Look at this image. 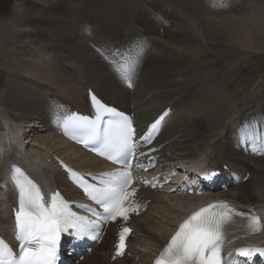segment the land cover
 Here are the masks:
<instances>
[{
  "label": "bare ground",
  "instance_id": "bare-ground-1",
  "mask_svg": "<svg viewBox=\"0 0 264 264\" xmlns=\"http://www.w3.org/2000/svg\"><path fill=\"white\" fill-rule=\"evenodd\" d=\"M20 2L13 20L2 24L18 47L7 52L9 76L0 90L1 235L10 237V205L15 196L6 174L11 164L26 167L46 191L59 189L71 201L78 191L65 179L55 158L80 171L107 167L57 135L54 128L59 109L69 111L68 106L74 105V110L86 112L89 89L108 104L134 113L142 131L171 107L157 142L163 146L158 153L162 162L186 170L185 174L221 170L227 181L230 178L238 186L232 183L227 192L202 197L147 191V199L152 200L148 214L132 223L133 259L112 263L102 256L109 235L99 255L89 256L83 264H151L194 210L218 198L264 217V151H254L238 140L246 122L264 123V98L232 104L221 91L236 88V80L223 88L218 76L198 74L201 68L215 66L202 65L212 56L245 59L248 54H264V0ZM83 4L108 21L78 10ZM101 52L133 61L129 79L121 81ZM127 80L134 81L132 91L126 88ZM256 243L264 245V233Z\"/></svg>",
  "mask_w": 264,
  "mask_h": 264
},
{
  "label": "snow or ice",
  "instance_id": "snow-or-ice-1",
  "mask_svg": "<svg viewBox=\"0 0 264 264\" xmlns=\"http://www.w3.org/2000/svg\"><path fill=\"white\" fill-rule=\"evenodd\" d=\"M114 66L116 72L127 79L129 72L134 68V62L126 59L124 63H116ZM92 99L97 107L96 118L90 120L77 114L66 116L63 119L65 134H68L69 128L84 130L86 139L83 143L86 147L89 141L98 142L103 149L100 154L114 151L116 156L109 155L108 158L122 162L120 158L126 159L135 148L131 121L128 117L116 113L114 109L100 104L95 97ZM102 113L120 117L116 122L108 121L103 135L99 127ZM161 120L163 116L151 126V131L157 129ZM239 131L242 141L250 144L254 151H264V123L246 122ZM145 139H150V134ZM72 175L77 176L76 173ZM105 175L110 176V179L102 180V187L87 186L83 184L82 177L77 176V179L89 197L103 208L104 219L115 220L118 216L127 219V213L135 210L125 206V202L133 194L126 190L131 183L130 174L117 172ZM11 178L18 190L15 237L20 245L16 253L0 239V264H57L62 234L69 233L76 238L90 235L85 218L75 216L58 192L52 194L50 202H46L40 187L19 167L13 166ZM236 217L246 220L245 227L249 233L259 232L264 227L259 217H248L224 202L209 204L192 213L180 224L155 264H223L222 249L230 242L229 233L236 225ZM129 231L128 228L121 231L116 255L123 254L125 236ZM91 238L96 239L94 235ZM236 251L245 257L252 253L264 254L262 249L240 248Z\"/></svg>",
  "mask_w": 264,
  "mask_h": 264
},
{
  "label": "rangeland",
  "instance_id": "rangeland-1",
  "mask_svg": "<svg viewBox=\"0 0 264 264\" xmlns=\"http://www.w3.org/2000/svg\"><path fill=\"white\" fill-rule=\"evenodd\" d=\"M19 2L20 0H0V25L2 24L8 25L10 21L13 20V16L15 15L16 11L18 10L17 12H19V7L21 6V2L20 3ZM241 3L239 5H241ZM90 9H92L90 6L83 4L79 7L78 10L82 11L83 13L90 14L92 17L97 18L98 20H101L104 22L108 21V19L105 16H103L101 12L93 11ZM53 11L58 12V9H54ZM56 25L58 28L64 29L67 32L72 33L68 27H64L59 23H56ZM6 34H7V31L3 28V25L0 26V36H1L0 37V44H1L0 45L1 46L0 47V77H3L2 78L3 81H1V85H0V90L4 84V81H6L7 77L9 76L8 74L9 72L7 70L9 68L8 67L6 68V66H10L11 64L10 63L8 64L9 60L7 58H9L10 55L7 56L8 55L7 52L13 53L12 50L18 47L15 44L13 45V43L9 40ZM243 54H248V52L246 53L244 52ZM212 57H209L207 59L208 63H204L202 65L207 66L209 64L210 65L212 64L215 66H213V68L208 67V66L205 69L201 68V72H198V74L202 76L204 75L203 73L207 72L205 73L206 76H209V75L212 77L218 76L217 82H220L221 80L220 83L223 88L225 85H227L230 82V80H233V79L236 80V88L230 91H221L223 96L228 97L229 99H232L230 103L235 102L236 104L240 106L242 102L243 103L253 102L255 101L256 98L257 100L264 98V54L257 55V56H252L248 54L244 56L245 59L242 56L231 57V56H226V54L219 55L216 57L212 56ZM206 76L203 77V79L206 78ZM84 100H85L84 103H86V99ZM238 105L237 107H239ZM228 106L231 107L232 105H228ZM68 108L71 110L77 107L74 105H69ZM224 192H227V191H224ZM147 218L149 217H146V219ZM106 246H107L106 248V251H107L109 249V244ZM102 249L103 248L98 250L92 257L99 255ZM106 251L102 253V256H106L105 255ZM129 259L131 260V258Z\"/></svg>",
  "mask_w": 264,
  "mask_h": 264
}]
</instances>
